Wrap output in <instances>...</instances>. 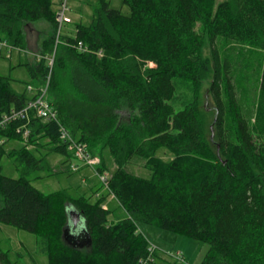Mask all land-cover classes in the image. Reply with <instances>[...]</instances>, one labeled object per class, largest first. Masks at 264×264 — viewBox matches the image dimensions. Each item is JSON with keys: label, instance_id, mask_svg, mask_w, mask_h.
Returning a JSON list of instances; mask_svg holds the SVG:
<instances>
[{"label": "trees", "instance_id": "16d2710c", "mask_svg": "<svg viewBox=\"0 0 264 264\" xmlns=\"http://www.w3.org/2000/svg\"><path fill=\"white\" fill-rule=\"evenodd\" d=\"M122 1L129 15L98 0L90 24L58 37V0H0V41L11 49L28 51L26 27H49L24 65L36 91L49 81L57 113L50 120L28 110L0 131V222L34 234L48 264H161L160 253L149 258L141 224L209 245L202 264H264V0ZM209 80L211 107L200 98ZM180 82L194 97L176 112ZM12 83L0 75V121L34 97L29 84L18 93ZM62 127L101 158L99 172L110 150L117 170L107 194H45L32 184L47 155L29 145L72 158ZM11 140L25 143L9 153L24 167L19 178L1 165ZM160 149L175 157L165 161ZM135 156L150 179L126 171ZM111 195L127 214L120 221L104 208ZM69 205L85 220L78 236L65 234ZM0 264H12L1 245Z\"/></svg>", "mask_w": 264, "mask_h": 264}, {"label": "rangeland", "instance_id": "374dc122", "mask_svg": "<svg viewBox=\"0 0 264 264\" xmlns=\"http://www.w3.org/2000/svg\"><path fill=\"white\" fill-rule=\"evenodd\" d=\"M98 0H73L71 2L73 23L63 27L62 33L65 35L70 32L72 35L76 33V24L83 22L90 24L93 21L94 8ZM224 0H217V5ZM111 7L121 10L124 14L129 15L130 9L123 4L122 0H110ZM39 29H34L31 25L26 27V31L30 34V47H34L40 43L50 32L49 27L42 22L34 23ZM34 42H36L34 44ZM209 41H207L204 49L206 57L211 56L209 48ZM0 75L8 77L13 80V88L18 93H27V85L32 83L33 79L30 76L26 66L27 61L34 56L26 51L11 49L0 46ZM177 82V81H176ZM210 87V80L206 81L201 92V105L204 106L208 98V105L214 106L208 89ZM30 95V93H28ZM193 92L189 86L177 83V91L175 99L171 102L174 105L175 111L179 112L184 109L185 105L193 100ZM42 143H46L41 141ZM25 143L19 140H11L5 145L6 154L1 160L3 167V174L11 178H19L23 175L24 167L19 164L15 158L9 155L13 150L23 148ZM29 149L37 157L47 155V163L45 169L35 171L30 174L32 184L45 194L54 193L56 191L68 190L73 196L93 194V191L104 189L100 179L95 171L90 167H83L78 172L71 170V163L73 159L66 155L58 153H49L46 144L43 149L29 145ZM158 157L165 161H171L175 156L167 149H160L157 154ZM105 171L109 178L117 170V164L110 150L106 148L102 153ZM146 160L143 157L135 156L131 163L125 169L128 173L150 179L153 172L147 168ZM95 197L92 198L95 201ZM110 200V210L112 215L110 218L115 221H120L126 217V212L120 207L114 198ZM114 200V201H113ZM70 209L76 210L72 205L68 206ZM70 219V232L73 235H80L84 232L85 220L80 217L77 219ZM81 224L83 227L81 228ZM141 231L149 240L150 246L155 247L165 259L161 264H202L208 250L209 245L197 242L180 234L164 231L156 226L141 224ZM0 245L3 251L9 252L12 264H48V258L40 255L37 251V239L32 233L20 230L16 227L0 222ZM180 251L184 255V262H180L171 256L172 252Z\"/></svg>", "mask_w": 264, "mask_h": 264}, {"label": "built area", "instance_id": "2783aa9c", "mask_svg": "<svg viewBox=\"0 0 264 264\" xmlns=\"http://www.w3.org/2000/svg\"><path fill=\"white\" fill-rule=\"evenodd\" d=\"M73 0H58L57 12H56V20L58 22V37L62 34V29L64 26L72 23V17L70 15L71 12V2ZM0 45L8 46L6 43L0 41ZM82 45V44H81ZM50 65H53V60H51ZM48 89H49V81L39 90L36 91L34 86L29 85L28 91L33 93V99H31L26 108L20 111H12L10 114L4 116V118L0 121V131L6 129L9 123L15 119L24 118L25 112L28 110H33L36 116L42 117L44 119L54 120L57 118V113L54 110L51 102L48 98ZM18 134H20L24 138H29L30 130L23 127H19L17 129ZM61 139L67 145L68 150L72 154L75 163L71 165V170L73 172L79 171L82 166L92 168L98 175L100 181L103 185L108 189L109 188V177L106 173H100L97 170V167L100 165V159L92 155L89 151L86 144L79 142L76 138L72 137L71 134L64 128H61ZM5 139H0V143H4ZM156 252L155 247H150L149 257L153 260V254ZM171 256L178 260H183V256L181 252H172ZM147 261H142L141 264H146Z\"/></svg>", "mask_w": 264, "mask_h": 264}, {"label": "crops", "instance_id": "0c3cea01", "mask_svg": "<svg viewBox=\"0 0 264 264\" xmlns=\"http://www.w3.org/2000/svg\"><path fill=\"white\" fill-rule=\"evenodd\" d=\"M34 29H39L37 26H35V24H33V25H31ZM26 33H27V40H28V53L30 52L31 54H35V53H37V50H38V48H39V45H40V43H38L35 47H34V49H32L33 47H30V36H29V32L28 31H26ZM41 42V41H40ZM36 42H34V44H35ZM0 52H1V50H0ZM30 96H31V94H30ZM73 162V161H72ZM93 193H96V195H95V197L96 198H98V197H101V196H103V195H105V194H107V191L105 190V189H102L101 191L100 190H96V191H93ZM111 198H114V196L113 195H111V196H109L108 198H107V200H106V203H105V207L107 208V209H110V200H112ZM114 200L115 201H117L115 198H114ZM113 200V201H114ZM70 210H72V209H70ZM126 217H127V215H126Z\"/></svg>", "mask_w": 264, "mask_h": 264}, {"label": "water", "instance_id": "95a60500", "mask_svg": "<svg viewBox=\"0 0 264 264\" xmlns=\"http://www.w3.org/2000/svg\"><path fill=\"white\" fill-rule=\"evenodd\" d=\"M212 136L214 137V131H213ZM80 217H81V215L77 212V210L72 209V210L69 212V218L77 219V220L79 221ZM69 228H70V219H69L68 226H67V228L65 229V234L73 235V234H71ZM84 231H85V230H84ZM75 236H77V235H75Z\"/></svg>", "mask_w": 264, "mask_h": 264}, {"label": "clouds", "instance_id": "9594fccd", "mask_svg": "<svg viewBox=\"0 0 264 264\" xmlns=\"http://www.w3.org/2000/svg\"><path fill=\"white\" fill-rule=\"evenodd\" d=\"M83 227V224H81V228Z\"/></svg>", "mask_w": 264, "mask_h": 264}]
</instances>
